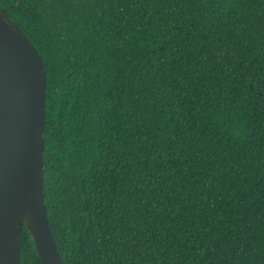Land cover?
Instances as JSON below:
<instances>
[{
	"label": "trees",
	"instance_id": "obj_1",
	"mask_svg": "<svg viewBox=\"0 0 264 264\" xmlns=\"http://www.w3.org/2000/svg\"><path fill=\"white\" fill-rule=\"evenodd\" d=\"M46 74L63 264H264V0H0ZM20 264H42L22 227Z\"/></svg>",
	"mask_w": 264,
	"mask_h": 264
},
{
	"label": "water",
	"instance_id": "obj_2",
	"mask_svg": "<svg viewBox=\"0 0 264 264\" xmlns=\"http://www.w3.org/2000/svg\"><path fill=\"white\" fill-rule=\"evenodd\" d=\"M45 108L43 62L0 10V264H20L23 226L42 264H63L43 193Z\"/></svg>",
	"mask_w": 264,
	"mask_h": 264
}]
</instances>
